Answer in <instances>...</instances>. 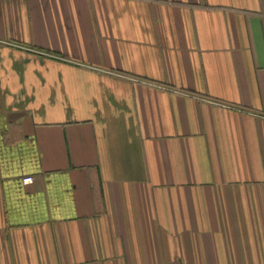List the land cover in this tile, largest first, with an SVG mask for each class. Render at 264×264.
I'll return each instance as SVG.
<instances>
[{
	"label": "crops",
	"instance_id": "obj_1",
	"mask_svg": "<svg viewBox=\"0 0 264 264\" xmlns=\"http://www.w3.org/2000/svg\"><path fill=\"white\" fill-rule=\"evenodd\" d=\"M0 264H264V0H0Z\"/></svg>",
	"mask_w": 264,
	"mask_h": 264
},
{
	"label": "built area",
	"instance_id": "obj_2",
	"mask_svg": "<svg viewBox=\"0 0 264 264\" xmlns=\"http://www.w3.org/2000/svg\"><path fill=\"white\" fill-rule=\"evenodd\" d=\"M22 181L24 184H29L32 182V177H30V176L24 177V178H22Z\"/></svg>",
	"mask_w": 264,
	"mask_h": 264
}]
</instances>
